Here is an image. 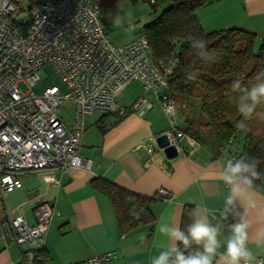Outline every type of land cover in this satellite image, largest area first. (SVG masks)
I'll return each instance as SVG.
<instances>
[{
  "label": "crops",
  "instance_id": "0c3cea01",
  "mask_svg": "<svg viewBox=\"0 0 264 264\" xmlns=\"http://www.w3.org/2000/svg\"><path fill=\"white\" fill-rule=\"evenodd\" d=\"M127 1L132 2L116 0L101 13L107 31L124 26L128 29L134 9L126 5ZM118 15L124 21L116 26L114 20ZM197 15L206 31L239 27L257 33L258 39L264 41V0H211L198 9ZM142 32L143 28L128 36L117 33L110 39L119 45ZM134 81L137 80L126 84L121 92ZM141 92L142 88L134 98ZM130 104L120 105L128 108ZM181 106L188 105L182 102ZM194 109L190 105L188 112ZM161 113L166 117L159 103L142 111L129 108L119 122L103 133L99 124L107 123L102 117L104 113L86 115L79 151L91 161L89 167H46L20 173L22 186L0 194V264H66L106 251L115 253L114 264H150L167 242L156 232L161 215H170L180 225L184 205L192 204L194 211L208 215L213 223L220 220L228 194V186L220 178L224 154L213 157L209 146L203 144L190 151V145L182 139L179 154L166 158L154 140L156 134L169 130ZM144 143L151 144L154 151L148 152ZM94 176L105 177L141 195L151 196L164 188L172 196L151 201V223L121 233L112 203L91 186ZM41 202L60 213L54 215L45 233L43 259L27 262L8 218L20 209L27 222L33 224L34 208ZM213 216L217 219L213 220ZM241 216L249 224L248 247L256 259L260 258L255 264H264V181H254L253 187L242 194L227 225ZM222 222L227 226L225 220Z\"/></svg>",
  "mask_w": 264,
  "mask_h": 264
},
{
  "label": "built area",
  "instance_id": "2783aa9c",
  "mask_svg": "<svg viewBox=\"0 0 264 264\" xmlns=\"http://www.w3.org/2000/svg\"><path fill=\"white\" fill-rule=\"evenodd\" d=\"M101 1L45 0L26 8L28 0H0V194L20 188L18 175L25 171L89 167L91 161L79 151L85 116L125 111L115 98L133 80L141 83L142 92L128 107L131 111L160 103L179 152L182 139L190 151L201 145L178 128L176 106L166 90L175 57L152 63L143 32L115 44L101 17ZM45 65L59 74L63 88L52 83L40 92L34 90ZM65 102L72 108L70 125L59 115ZM143 146L148 152L154 151L151 144ZM156 193L162 198L172 196L164 188ZM59 213L41 202L34 208L33 224L20 209L8 218L27 262L42 259L38 249L51 220ZM225 222L227 225L228 219ZM115 257L114 252L106 251L66 264H114Z\"/></svg>",
  "mask_w": 264,
  "mask_h": 264
},
{
  "label": "trees",
  "instance_id": "16d2710c",
  "mask_svg": "<svg viewBox=\"0 0 264 264\" xmlns=\"http://www.w3.org/2000/svg\"><path fill=\"white\" fill-rule=\"evenodd\" d=\"M115 1L102 0L101 13ZM146 1L150 6V19L143 24V33L148 38L151 62L158 64L170 56L175 57L173 72L167 77L169 96H179L184 106L195 108V114L198 109L191 99H196L199 111L206 118L205 122L196 124L188 117L183 122L185 124H178V128L201 145L206 143L213 157L222 154L225 158L234 155L235 159L255 157L259 160L258 171L264 173V101L251 116L245 117L237 107L242 93L233 88L235 81L240 82L241 89L256 83L257 74L264 70V41L258 39L257 33L239 27L206 31L197 11L211 0ZM34 3L29 1L26 8ZM200 38L205 41L206 50L216 54L214 62L205 61L207 57L198 48ZM189 74H193L194 78L188 79ZM126 112H129L127 107L122 113L102 114L107 123L99 124L101 132L119 122ZM241 120L245 121L246 129L237 127ZM256 181H264V177ZM90 183L112 203L121 233L154 220L149 204L159 197L157 193L141 195L102 176L92 177ZM193 212L192 204L184 205L179 225L181 229L186 230L192 222ZM43 253V249L39 248L38 256Z\"/></svg>",
  "mask_w": 264,
  "mask_h": 264
},
{
  "label": "clouds",
  "instance_id": "9594fccd",
  "mask_svg": "<svg viewBox=\"0 0 264 264\" xmlns=\"http://www.w3.org/2000/svg\"><path fill=\"white\" fill-rule=\"evenodd\" d=\"M123 21L124 18L118 15L114 25L119 26ZM198 40V48L207 57L205 61L214 62L217 59L216 54L206 50V43L202 38ZM172 63L175 64L176 61ZM262 77L264 70L257 74L256 83L250 88L241 89L239 81L233 83V88L242 93L237 100V107L245 117L251 116L257 106L264 101ZM193 78L194 75L189 74L188 79ZM237 127L246 129L245 121L241 120ZM258 164L259 160L255 157L247 156L235 160L226 159L223 162L220 178L228 186V194L224 198L223 209L220 212L221 219L216 223H213L208 215L194 211L192 222L184 230L174 223L170 215H161L156 232L166 238L167 242L161 245V250L158 255L151 258L150 264H255L256 257L248 247V222L243 216L227 226L222 221L234 214L236 202L242 194L253 187L254 181L264 177V173L258 171ZM216 219L213 216V220Z\"/></svg>",
  "mask_w": 264,
  "mask_h": 264
},
{
  "label": "rangeland",
  "instance_id": "374dc122",
  "mask_svg": "<svg viewBox=\"0 0 264 264\" xmlns=\"http://www.w3.org/2000/svg\"><path fill=\"white\" fill-rule=\"evenodd\" d=\"M31 2H35V3H39L42 0H28ZM126 5H129V7L133 8L134 10L132 11L133 13H131V21L127 22V28L121 27V28H110L108 30V35L109 37H114V35H116L117 33H120L122 36H128L131 33L134 32H141L142 28H143V22L148 21L150 18V6L148 1L146 0H136L135 2H129L127 1ZM141 14V17H138ZM138 19V21H137ZM134 28V29H133ZM130 29H133L130 31ZM39 75L41 77V79H39L37 81V83L34 85V90L36 92H40L43 87L47 84H58L60 86V88L64 87V84L62 82L61 77L59 76V74H57V72L50 66V65H45L40 71H39ZM20 86L25 89L26 85L24 83H21ZM141 91V85L139 82L134 81L132 83H130L123 92H120L117 96L116 102L118 105H127L129 104V102L131 103V101L133 100L134 96L139 93ZM175 106H176V119L178 124H185L183 123L185 119H187L188 117L192 118L193 120L196 121V124H198V122H205L206 118L205 116L199 111L198 108V102L196 99H191V102L196 104L197 107V113L195 114L194 112L189 113L188 112V107L183 108L182 105V99L179 96H174L173 99ZM160 107V106H159ZM61 110L59 112V115H61L62 119L65 121V123L67 125L71 124V116H72V108L71 105L68 102H65V104L63 106H61ZM162 114V113H161ZM99 115V113H96V117ZM164 116V114H162ZM94 116V115H93ZM86 118V117H85ZM164 119L166 121V123H168L166 117L164 116ZM169 124V123H168ZM168 133L172 134L171 130H168ZM205 144V147L207 146L206 143H203V146Z\"/></svg>",
  "mask_w": 264,
  "mask_h": 264
},
{
  "label": "water",
  "instance_id": "95a60500",
  "mask_svg": "<svg viewBox=\"0 0 264 264\" xmlns=\"http://www.w3.org/2000/svg\"><path fill=\"white\" fill-rule=\"evenodd\" d=\"M154 140L166 158H173L179 154L178 147L168 132L164 131L156 134Z\"/></svg>",
  "mask_w": 264,
  "mask_h": 264
}]
</instances>
